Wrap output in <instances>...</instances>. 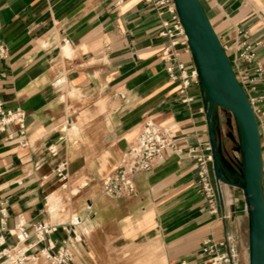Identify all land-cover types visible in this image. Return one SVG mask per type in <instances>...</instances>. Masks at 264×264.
<instances>
[{
  "label": "crops",
  "instance_id": "0c3cea01",
  "mask_svg": "<svg viewBox=\"0 0 264 264\" xmlns=\"http://www.w3.org/2000/svg\"><path fill=\"white\" fill-rule=\"evenodd\" d=\"M198 1L220 44L231 49L229 60L235 43H264V0ZM158 31L156 12L144 0H0V44L7 50L0 62V100L4 110L24 113L23 135L12 125L0 135V203H6L0 236L4 249L26 251L22 264H58L63 241L69 242L68 264H92V243L112 233L157 244L166 264H200L205 240L229 237L238 264H247L241 190L216 180L210 163L216 192L211 212L187 155L208 142L200 78L183 103L178 83L168 77L161 56L167 41ZM176 51L178 61L197 70L191 50ZM254 52L264 69V47ZM148 121L181 153L170 152L135 175V195H103L100 181L115 171ZM217 126L214 109L220 168L225 180L237 182L238 144L225 142ZM38 223L55 231L42 241L32 236L17 244L14 229L31 233Z\"/></svg>",
  "mask_w": 264,
  "mask_h": 264
},
{
  "label": "built area",
  "instance_id": "2783aa9c",
  "mask_svg": "<svg viewBox=\"0 0 264 264\" xmlns=\"http://www.w3.org/2000/svg\"><path fill=\"white\" fill-rule=\"evenodd\" d=\"M156 12L159 24L158 36L167 41L161 56L167 64L166 71L171 81L178 83V94L184 96L183 103H188L190 98L186 97V90L191 84L198 83V70L190 69L184 63L177 60V47L184 52L191 49L188 45L181 21L179 19L174 0H144ZM264 47L260 42L254 46L245 43L232 46L233 55L231 60L227 54L230 48L226 45L221 47L229 61L233 75L242 89L248 104L252 110L256 121L259 137L260 149L263 163L264 182V89H259V84L264 80L263 66L256 61L254 48ZM7 56L6 48L0 44V62ZM4 78L0 70V82ZM17 126L20 135L24 134V113L20 109L12 111L4 110L0 100V135L4 134L9 126ZM10 138V136H7ZM20 146L24 147L26 141H20ZM180 154L181 151L174 147L171 139L166 133L151 122H146L138 134L129 143L123 152L115 171L104 177L100 181V191L103 195L111 197L133 196L135 187L133 178L135 175L150 171L156 164L162 162L168 153ZM194 160L197 183L203 200L208 205L211 212H215L216 192L210 178L209 164L211 163L209 142L198 144L197 147L189 148L187 151ZM237 183H241L238 179ZM85 183L83 184V186ZM242 192V191H241ZM264 193V190H263ZM243 198L244 194L242 192ZM245 199V198H244ZM5 202L0 203V232L4 230L6 220ZM244 213L247 216L246 205ZM79 222V221H78ZM55 231V227L45 223H38L32 226L31 233L25 231L21 226L14 229L13 236L17 244L25 243L32 236L36 241H42L43 235ZM4 240L0 236V260L10 261V264H22L26 262L25 250L13 248L6 250L3 248ZM31 246V245H30ZM68 241H63L58 248L56 260L58 264H68L71 261L68 253ZM200 264H238L237 253L232 240L227 237L221 241L207 239L203 242L201 250ZM46 259H50L48 254L42 251Z\"/></svg>",
  "mask_w": 264,
  "mask_h": 264
},
{
  "label": "water",
  "instance_id": "95a60500",
  "mask_svg": "<svg viewBox=\"0 0 264 264\" xmlns=\"http://www.w3.org/2000/svg\"><path fill=\"white\" fill-rule=\"evenodd\" d=\"M188 45L207 97L205 120L215 179L237 186L244 194L248 222V264H264V193L260 137L252 110L198 0H174ZM230 113L239 129L241 183L225 180L220 168L212 114Z\"/></svg>",
  "mask_w": 264,
  "mask_h": 264
},
{
  "label": "rangeland",
  "instance_id": "374dc122",
  "mask_svg": "<svg viewBox=\"0 0 264 264\" xmlns=\"http://www.w3.org/2000/svg\"><path fill=\"white\" fill-rule=\"evenodd\" d=\"M215 111L218 119L216 128L220 129L221 138L223 137L225 142H228V138H233L239 147V129L235 119L221 108H215ZM99 237L103 236L99 235ZM103 238L104 240L100 239L92 243V264H158L159 258L162 257L161 248L152 242L127 241L123 238L119 239L113 233Z\"/></svg>",
  "mask_w": 264,
  "mask_h": 264
},
{
  "label": "bare ground",
  "instance_id": "6f19581e",
  "mask_svg": "<svg viewBox=\"0 0 264 264\" xmlns=\"http://www.w3.org/2000/svg\"><path fill=\"white\" fill-rule=\"evenodd\" d=\"M84 233H86V232H84ZM158 264H166V260H165V258L163 256L161 258H159Z\"/></svg>",
  "mask_w": 264,
  "mask_h": 264
}]
</instances>
